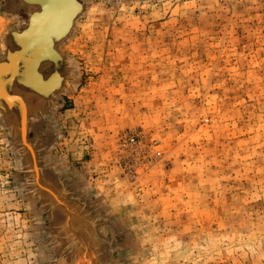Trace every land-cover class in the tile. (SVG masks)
Here are the masks:
<instances>
[{
	"label": "rangeland",
	"instance_id": "obj_1",
	"mask_svg": "<svg viewBox=\"0 0 264 264\" xmlns=\"http://www.w3.org/2000/svg\"><path fill=\"white\" fill-rule=\"evenodd\" d=\"M81 1L71 84L29 131L102 263L264 264V0ZM26 13L0 0V58ZM62 220L0 116V264H90Z\"/></svg>",
	"mask_w": 264,
	"mask_h": 264
},
{
	"label": "water",
	"instance_id": "obj_2",
	"mask_svg": "<svg viewBox=\"0 0 264 264\" xmlns=\"http://www.w3.org/2000/svg\"><path fill=\"white\" fill-rule=\"evenodd\" d=\"M17 2L27 10V13L23 26L7 32L3 39L4 54L0 58V73L9 65L7 69L9 71L12 69L10 76L14 82L9 87H3L4 95L0 96V116L6 130L18 146L31 193L37 201L45 205L49 214L58 213L63 218L58 224V230L65 243L71 245L72 250L80 251L90 264H103L99 255L102 247L99 226L92 212L72 200L66 186L57 187L43 177L40 137L32 144L28 125L22 131L21 138L17 134L21 121L17 111L21 112V109L26 107L30 120L39 115L41 117L43 113L54 109L55 97L69 88L72 81L71 68L59 47L69 39L75 22L83 13L84 4L81 0H17ZM21 49L29 51L31 57L30 62L21 60L22 69L16 66L17 59L13 60L15 53ZM26 56L29 57V54ZM14 68H17L18 76L19 72L21 73L16 80ZM27 70L30 74L29 78L25 79ZM4 74L5 72L0 76V81ZM53 76L55 79L51 80ZM54 197L59 198V201Z\"/></svg>",
	"mask_w": 264,
	"mask_h": 264
},
{
	"label": "bare ground",
	"instance_id": "obj_3",
	"mask_svg": "<svg viewBox=\"0 0 264 264\" xmlns=\"http://www.w3.org/2000/svg\"><path fill=\"white\" fill-rule=\"evenodd\" d=\"M70 12V11H69ZM68 15V12H66L65 13V16H67ZM26 48V46H24V49ZM19 53V54H18ZM26 54H29V57L28 56H26ZM29 58H31L30 57V53H29V51H23L22 49L21 50H19V51H17V53H15V55H14V58H13V60H15V59H17V61H18V65H16L18 68H20V69H22V66H20V62H22L23 60H25V61H27V62H30L29 60ZM22 60V61H21ZM16 64H17V62H15ZM15 65V64H14ZM22 65V64H21ZM9 66V65H8ZM8 66H7V68H8ZM6 68V66H5V68H3V70L1 71V73H0V76L2 75V73L3 72H5V74L3 75V78H2V81H0V83H2V88L0 89V96H3L4 95V90H3V87L5 88V87H9V86H11V84L14 82V79H12V77L10 76V73H12V72H10L8 69ZM17 69V68H16ZM16 69L14 68V73H15V80L16 79H18L21 75V73L19 72V76H18V72L16 71ZM5 70V71H4ZM26 74H27V76H26V78L25 79H28L29 78V71L27 70V72H26ZM55 79V76H53L52 77V79L51 80H54ZM11 102V101H10ZM14 102V101H13ZM16 108H18V110H19V106H18V104L16 103ZM18 112V116L20 115L21 117V121H20V128L18 127V130H17V134H18V136H19V138H21V136H23V133H22V131L26 128V126L28 125V130H30V126H31V123L34 121V120H37V119H39L40 118V115L38 116V117H36V118H34V119H31L30 120V118H28L27 117V110H26V107H24L23 109H21V112H20V110L19 111H17ZM44 114H46V113H43L42 115H41V117L44 115ZM22 124V125H21ZM38 139V136H36L35 137V139L32 141V144H34L33 142H35V140H37ZM18 143H19V141H18ZM36 147V146H35ZM32 154V153H31ZM55 199H59V198H57V197H54ZM59 201V200H58ZM71 246V245H70Z\"/></svg>",
	"mask_w": 264,
	"mask_h": 264
},
{
	"label": "flooded vegetation",
	"instance_id": "obj_4",
	"mask_svg": "<svg viewBox=\"0 0 264 264\" xmlns=\"http://www.w3.org/2000/svg\"><path fill=\"white\" fill-rule=\"evenodd\" d=\"M11 7H12V5H11ZM13 8V7H12ZM67 244V243H66ZM67 246L69 247V249H72V247L71 246H69L68 244H67ZM75 251L77 252V250L75 249Z\"/></svg>",
	"mask_w": 264,
	"mask_h": 264
}]
</instances>
